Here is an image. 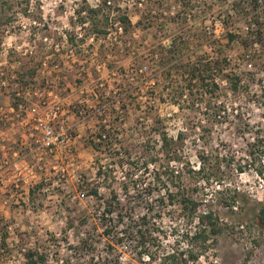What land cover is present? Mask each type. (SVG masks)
I'll use <instances>...</instances> for the list:
<instances>
[{"label": "rangeland", "instance_id": "obj_1", "mask_svg": "<svg viewBox=\"0 0 264 264\" xmlns=\"http://www.w3.org/2000/svg\"><path fill=\"white\" fill-rule=\"evenodd\" d=\"M208 1L210 10L203 0H0V146L5 145L11 156L13 150L23 152L40 177L30 186L20 181L18 188L8 181L0 183V227L7 226L6 235L0 229V264H25L28 250L42 255L40 264H102L98 258L109 252L120 264H167L168 254L178 256L183 251L180 257L186 259L190 249L197 258L180 264H264V228L258 224V211L264 207V50L260 45L254 48L260 59L256 71L241 63V69H253L255 76L248 77L252 80L238 93H229L226 81L217 78L225 93L219 97L225 110L212 121L200 123L201 111L192 117L180 114L168 95L159 99L156 93L170 83L145 78L161 51L168 54L172 39H187L191 60L215 59L218 38L231 28L220 22L226 9L235 29L244 34L251 5L241 4L245 9L240 18L230 8L233 0ZM99 2L101 9L90 12ZM247 10L249 14L244 13ZM120 12L127 13L132 23L128 36L118 31L115 21ZM148 13L151 16L146 18ZM177 14L181 16L175 21ZM100 28L105 33L98 32ZM223 43L221 54L237 60L241 48ZM140 57L145 64L139 65ZM33 72V79L27 78L29 85L20 86L19 75L30 77ZM16 87L22 102L28 103L26 113L8 109ZM54 91L60 97L54 98ZM58 98L70 109L63 116L66 124L78 135L69 141L75 149L71 155L60 154L64 147L56 145L49 151L46 143L53 139L35 129ZM43 101L49 106L41 105ZM31 106L36 111L30 112ZM155 113L170 136L183 131L180 152L186 188L197 185L192 195L199 209L212 210L220 226L215 244L207 249H201L192 236L199 226L196 219H187L177 204L169 206L163 189L150 195L153 184L148 183L158 160L133 174L141 198L130 192L131 200L146 199L151 204L149 210L150 204L134 210L135 217L147 213L141 225L150 232L149 244L141 248L133 237L108 248L99 235L101 208L87 190L96 185L100 194L108 196L112 187L122 202L126 200L120 189L121 169L114 165L129 153L138 166L139 152L148 161L160 150L153 130ZM20 115L25 119L20 120ZM109 121L116 138L111 144L103 139L98 152L92 139L98 141L95 134L107 133L104 125ZM141 135L149 141L141 142ZM108 163L114 179L105 181L96 171L97 165ZM170 167L180 169L181 163L171 161ZM199 167L198 173L186 170ZM91 235L94 245L80 243Z\"/></svg>", "mask_w": 264, "mask_h": 264}, {"label": "trees", "instance_id": "obj_2", "mask_svg": "<svg viewBox=\"0 0 264 264\" xmlns=\"http://www.w3.org/2000/svg\"><path fill=\"white\" fill-rule=\"evenodd\" d=\"M186 3V1H184ZM188 2V1H187ZM247 3L251 5L252 11L247 18L250 20V23L247 25V30L244 34L235 29L234 23L232 24L231 19L232 15L228 12V9L225 10V16L223 22L226 26H231V28H226L225 32L218 38V56L215 59H210L209 57H198L196 59H190V56L187 53V39L182 37L181 40H174L168 45V54H162L161 51L156 64L153 66L151 74L147 78H154L155 81L163 80L164 84H168L169 87L165 89L160 88L156 93L159 94L158 98H164V95H168V100L177 107V110L180 114H186L189 117L194 115H199L200 111L203 114V119H200V123L204 121L213 120L217 116H221L220 113L224 111V105L222 101L219 100V97L225 95L220 89L221 85L217 78L224 79L227 83V90L229 93H238L243 87H247L248 81L252 80L255 76L253 69L244 70L241 69V63H247L250 66L254 67L256 71L259 67V55L255 51V47L260 45L262 50H264V4H258V0H233L231 7L234 12L238 13L240 18L242 17V12L245 7L242 6V3ZM106 1L103 2L105 4ZM203 3L206 4V10L211 9L210 2L208 0H203ZM102 4V5H103ZM101 3L99 2L96 7L90 8L89 11L92 13H97L101 9ZM149 10V8L147 9ZM237 10V11H236ZM248 13V10L244 12ZM104 16V15H101ZM151 15L148 13L146 18H149ZM181 15L177 14L175 21L180 18ZM109 13L103 17L104 20H107ZM230 18V20H229ZM228 19V20H227ZM92 22V19H88ZM123 29V34L128 36L132 28V23L127 13L120 12L117 15V20ZM84 23V21H82ZM228 24V25H227ZM94 30L97 29V23H92ZM134 26V25H133ZM98 32H104L103 29H99ZM223 42L225 45L230 46L231 43H236L241 51L237 57V60L232 61L228 56L222 55ZM139 62V65L145 64L144 58L136 59ZM34 72L31 73L30 77H23L19 75L18 83L20 86L27 87L30 80L33 79ZM246 82V83H245ZM246 84V85H245ZM21 88V87H20ZM11 99L9 106L13 109L18 110V104L22 102V99L18 96L16 91L13 90L11 93ZM203 104V105H202ZM147 112V111H146ZM147 115V113H146ZM155 128L153 127L154 132L158 136L159 148L160 150L156 151L154 155H151L149 160L146 161L147 155L143 151L139 152L136 163L139 162V165L136 166L134 162L130 161L132 155L125 153L120 156L118 162L114 165L121 169L122 179L120 181V189L124 193V202L118 196V193L114 188L111 187L110 193L108 196L102 195L98 191V186H92L87 190V194L93 196L97 201L101 209L99 210L98 219L103 225L102 233L99 234L101 237H104L105 243L108 248H114L115 245L121 244L124 238H135L137 246L144 248L148 243V235L150 232L147 229H143L144 225L141 223L145 220V216L141 215L140 217H135L134 210L136 206L143 204H150L145 201H141L142 195H138L137 183L133 178L135 170L142 168V166L148 164L149 161L158 160V167H156V172L154 173V178L151 183L153 186L149 189L151 190L150 195L153 190H164L165 198L168 200V205L172 206L174 204L178 205L179 211L188 219H196L199 226L194 230L192 236L199 240L200 248L207 249L210 245L215 244V236L220 232V226L217 223L216 217L212 210H200L199 202L193 197L192 191L197 190V185L193 188H186L184 182V165L182 164V157L180 152L181 142L183 140V131L180 129L176 132L175 137L170 136L166 133L164 129H161V119L157 113L154 115ZM115 124V123H114ZM113 122L109 121L107 123L108 129L106 133V144H111L116 138V135L112 130ZM115 126V125H114ZM201 128L203 125H200ZM209 131V130H208ZM113 132V133H111ZM99 135L96 134V137ZM99 138V137H98ZM141 142L144 140V137L141 135ZM101 141H93V148L101 152ZM146 141V140H144ZM149 141V140H148ZM146 141V142H148ZM140 146H143L140 143ZM108 154V153H106ZM161 155L164 156V159L161 158ZM100 156V155H99ZM113 158L111 153L108 154V158ZM98 159V157H95ZM171 161L180 162V169H173L170 167ZM110 163L106 165H97L96 174L98 176L103 173V179L106 181L108 178L114 179L112 174L113 167L109 166ZM159 167H161L159 169ZM105 170L104 172L102 170ZM239 171H242L241 167H238ZM188 172L198 173L199 170L186 169ZM260 172V171H259ZM206 180H209V177H205ZM111 186V184H110ZM146 186V184H145ZM190 190V191H189ZM134 191L137 194V201L135 199L131 200L130 192ZM151 204L148 205L147 210L151 207ZM175 206V205H174ZM145 224V223H144ZM258 224L261 228H264V207H260L258 211ZM2 228L4 235H6V224L3 223ZM82 241V242H81ZM80 243L85 246V244L91 241V244L94 245V237L91 235L90 238L81 240ZM174 253V252H173ZM168 254L164 258L170 259V262L167 264H180V262L186 261V259L195 260L197 254L193 251L187 250L186 259H182L180 255H183V251H180V254ZM141 254V251H139ZM26 262L25 264H40L44 263L43 257L41 254L36 251L28 250L25 253ZM110 256V257H109ZM112 256V258H111ZM147 256H150L149 254ZM102 261V264H120L118 257H114L112 253H107L106 256L100 255L98 258ZM163 264H165L163 262Z\"/></svg>", "mask_w": 264, "mask_h": 264}, {"label": "built area", "instance_id": "obj_3", "mask_svg": "<svg viewBox=\"0 0 264 264\" xmlns=\"http://www.w3.org/2000/svg\"><path fill=\"white\" fill-rule=\"evenodd\" d=\"M259 2V0H258ZM261 6L263 3H259ZM118 23V31H122V26L118 21H115ZM221 22V21H220ZM222 23V22H221ZM217 37V35H214ZM67 40V37L65 38ZM59 88V87H57ZM15 91L17 94H19V87L15 88ZM34 93H36L34 91ZM49 94V92H48ZM54 98L60 97L58 94L54 91L53 95ZM59 101L53 102V105H51V110L47 112V116L45 115L46 119H41L37 122L35 125V129H39L43 132V135H46L47 138H52L50 142L46 143V146L49 147L48 150L51 151L54 148V145L56 147H64L63 150H60L59 153L62 155H71L74 153V146H72L70 143L74 142L75 138L78 136L74 131H72L71 127H69L66 124V118L63 117L64 113L70 112V109L68 107L64 108L63 103H61V99L58 98ZM60 102V103H59ZM40 104H46L45 106H49L48 102L43 101ZM44 106V105H43ZM69 106V105H67ZM28 103L20 102L18 104V110L20 112H27L28 110ZM116 108H118L116 106ZM11 111H13V108L11 106L8 107ZM36 111V107L31 106L30 112ZM25 116V115H24ZM20 115V120L25 119V117ZM102 121L105 118L101 119ZM106 128H108L107 124L104 125ZM96 135V134H95ZM97 140H103L106 138L105 132H99L98 133ZM70 141V143H69ZM4 149V150H3ZM29 151V150H28ZM9 152L5 151V145L0 146V183L3 181H8L12 186L15 188H18L19 182L21 181V184H26L27 186L32 185L35 181L39 180V174L38 171L34 168V164L29 163L25 159V154L23 152H19L18 150L12 151V156L8 154ZM11 156V158L9 156ZM40 161V160H39ZM41 166L37 165V169H40ZM46 179V178H45Z\"/></svg>", "mask_w": 264, "mask_h": 264}]
</instances>
